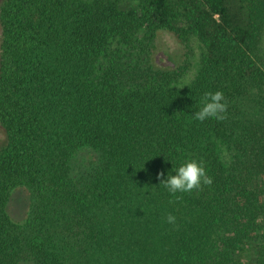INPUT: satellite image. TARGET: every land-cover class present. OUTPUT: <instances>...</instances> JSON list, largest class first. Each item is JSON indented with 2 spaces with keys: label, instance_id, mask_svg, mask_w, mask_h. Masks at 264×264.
Wrapping results in <instances>:
<instances>
[{
  "label": "trees",
  "instance_id": "16d2710c",
  "mask_svg": "<svg viewBox=\"0 0 264 264\" xmlns=\"http://www.w3.org/2000/svg\"><path fill=\"white\" fill-rule=\"evenodd\" d=\"M263 39L264 0H0V264H264ZM187 160L212 183L169 193Z\"/></svg>",
  "mask_w": 264,
  "mask_h": 264
},
{
  "label": "clouds",
  "instance_id": "9594fccd",
  "mask_svg": "<svg viewBox=\"0 0 264 264\" xmlns=\"http://www.w3.org/2000/svg\"><path fill=\"white\" fill-rule=\"evenodd\" d=\"M223 101L224 95L220 91L205 93L200 102L199 110L194 114V119L200 122L209 118L223 120L227 111V104ZM172 171L174 174H170ZM172 171L168 173L166 178L163 173L157 176V179L161 181L160 185L171 194L190 192L200 187L201 183H212V179L206 175L202 162L196 160H187ZM167 221L173 223L175 217L168 215Z\"/></svg>",
  "mask_w": 264,
  "mask_h": 264
},
{
  "label": "rangeland",
  "instance_id": "374dc122",
  "mask_svg": "<svg viewBox=\"0 0 264 264\" xmlns=\"http://www.w3.org/2000/svg\"><path fill=\"white\" fill-rule=\"evenodd\" d=\"M264 42V39H263ZM158 61L165 66L184 64L187 59V70L183 77H193L197 71L200 61V47L194 40H191L188 47L181 42L176 41L170 35H164L162 41H157ZM4 130L0 128V144L5 140ZM30 194L26 188L16 189L11 197L8 206V212L11 218L16 222H24L29 214Z\"/></svg>",
  "mask_w": 264,
  "mask_h": 264
}]
</instances>
